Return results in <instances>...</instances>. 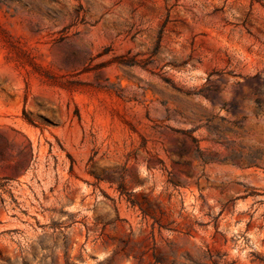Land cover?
<instances>
[{
  "label": "rangeland",
  "instance_id": "obj_1",
  "mask_svg": "<svg viewBox=\"0 0 264 264\" xmlns=\"http://www.w3.org/2000/svg\"><path fill=\"white\" fill-rule=\"evenodd\" d=\"M0 264H264V0H0Z\"/></svg>",
  "mask_w": 264,
  "mask_h": 264
}]
</instances>
